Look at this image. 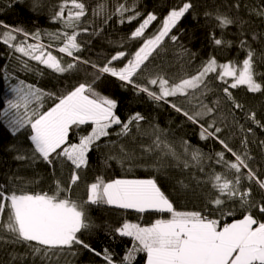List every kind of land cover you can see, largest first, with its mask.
I'll return each instance as SVG.
<instances>
[{
    "label": "snow or ice",
    "instance_id": "snow-or-ice-1",
    "mask_svg": "<svg viewBox=\"0 0 264 264\" xmlns=\"http://www.w3.org/2000/svg\"><path fill=\"white\" fill-rule=\"evenodd\" d=\"M261 5L253 11L264 20V0H261ZM66 7V4H61L53 19L61 22L63 27L72 29V32L47 35L62 39L63 46L58 47V52L71 57L76 63L69 62L65 66L51 51L46 52L45 46L39 43V32L29 33L20 26H4L8 29L3 32L4 44L14 53L38 62L53 73L71 72L80 63L89 65L93 70L90 82L79 83L59 94L46 92L40 87L20 81L11 89L14 98L8 100L6 109L0 112V117L7 118L14 135L21 130L30 129L27 139L33 147L34 155L30 157L33 161L39 159L53 169L57 164L64 165L65 162H70L72 166L68 187L65 188L57 181L54 194L30 193L18 187L10 192L6 189L0 190V216L7 215L2 227L10 234L11 242L23 244L31 254L45 257L57 255L64 250L76 255L78 250L75 246H80L101 257L105 264H117L114 260L115 253L111 249L98 251L79 235L92 227L85 205H107L116 209L134 210L141 214L152 211L167 213L170 216L168 219H156L148 226L125 220L115 228L114 231L120 237H128L132 241L131 247L126 249L119 264H134L139 253L145 255V264H264V179H260L251 169L248 153L241 155L234 151L223 137L224 130L218 126L216 115L220 111V99L205 102L208 92L212 91L209 82L213 79L225 85L221 89L224 93L221 99L231 102L229 110L232 107L242 110L244 107L235 99L231 89L244 86L249 93H264V71H257L255 49L246 41L243 31L237 38L239 48L246 53L242 66L235 61L221 64L215 57L209 56L207 60L201 61L194 74L173 81L166 75L153 76L149 71L145 77L146 83L141 84L137 80L144 75L150 57L158 53L166 38L173 43L178 41L179 37L173 30L193 10L191 0L173 6L162 22L158 21L153 12L141 14L135 4H118L114 14L119 17L121 23H124L125 19L129 23L138 21V26L127 38L139 41V47L134 52L117 50L99 65L76 55L81 52V44L77 40L78 33L75 29L80 25L81 18L85 17V4L71 0V9L65 19ZM126 13L131 14L126 16ZM107 19L110 17H107L105 22ZM215 19L217 27L221 29L237 23V20L220 13ZM153 22H158V27L150 35L146 34ZM18 36L22 38L13 43L18 40ZM29 38L36 42L28 43ZM252 39L256 40L258 37L254 34ZM211 40L218 47H231L233 43L223 37L217 38L215 34L211 35ZM191 56L194 57L195 54ZM114 62H119V65ZM259 63L264 66V54L260 55ZM24 66L31 71L27 64ZM105 77L115 78L121 82V87L131 86L136 95L146 94L157 104L163 102L170 106L187 121L200 127L201 140L212 139L222 146V151L216 153L217 163L223 162L229 169L234 170L236 176L231 180L215 175L212 186L219 195L209 202L219 209L225 202L221 197L238 200L245 212L241 219L221 226L217 219L209 218L201 211H178L156 179L105 181L97 177L88 185L85 201L77 202L68 195L61 196V193L70 192L72 186L79 181V170L88 166L89 153L98 146L97 142L101 138L109 137L113 132L117 137H126L131 133L134 124L139 125V122L145 119L139 112L130 116L127 121L118 115L119 102L97 91V82ZM148 85L158 86V91ZM45 97L52 100V105L42 111ZM170 97L183 98L189 104L195 99L198 103L190 109L169 100ZM232 119L235 120L236 117L233 116ZM246 119L264 131V122L257 120L254 113L246 114ZM86 125L90 126L91 130L81 133L80 130ZM114 126H118L119 131H115ZM74 129L79 135L78 142H71L69 139ZM247 131L251 132V128ZM153 143L159 148L162 142L157 138ZM184 145L187 151V141ZM164 147L171 151L169 145L164 144ZM144 150L152 151L153 147L149 146ZM225 152L234 157V162L225 159ZM25 158L24 155L16 156L17 160ZM199 158V151L193 149L192 159ZM185 167H188L187 162ZM245 179L250 182L248 187L241 186L242 180ZM252 183L257 185L262 193L258 204L252 195ZM252 208H258L261 219L252 214Z\"/></svg>",
    "mask_w": 264,
    "mask_h": 264
},
{
    "label": "trees",
    "instance_id": "trees-1",
    "mask_svg": "<svg viewBox=\"0 0 264 264\" xmlns=\"http://www.w3.org/2000/svg\"><path fill=\"white\" fill-rule=\"evenodd\" d=\"M86 6L85 17L81 18L80 25L75 29L78 33L77 40L81 44V52L76 53L82 59L90 60L96 64H103L106 59L114 55L117 50L134 52L139 47V41L131 40L132 30L138 26V21L129 23L126 19L121 23L114 14L118 4H135L141 14L153 12L158 21L162 19L173 7L187 2V0H78ZM193 10L183 18L176 29L173 30L179 39L173 43L165 40L163 46L150 57L148 68L137 82L146 83L145 77L149 71L152 75H166L175 81L179 78L194 74L201 61L209 56L216 58L218 63L237 62L240 64L246 53L239 48L241 31L246 41L255 49L257 58V71H264V66L259 63L260 55L264 54V20L258 17L254 9H259L261 0H191ZM61 4L70 6L71 0H0V112L7 107V101L14 98L11 89L20 81L40 87L43 91L59 94L72 89L82 82H90L93 70L83 63L71 72L56 74L31 61L19 53H14L3 43V32L8 30L4 26H20L29 33L39 32V43L53 50V54L61 59L62 63H76L66 54L58 53V47L63 46L62 39L51 38L47 33L72 32L65 28L61 22L53 19L55 12ZM67 7L64 17L67 18ZM205 13H210L206 16ZM224 14L237 23L221 29L217 27L216 15ZM126 13L125 15H130ZM107 22H105V19ZM158 22L146 30V34L155 32ZM87 28V31L83 29ZM231 40V47H218L212 43L211 35ZM256 35L258 39L253 40ZM22 37L18 36L17 43ZM29 42H36L29 38ZM183 46V47H181ZM185 49L187 51H185ZM191 54H195L194 57ZM119 65V62H114ZM25 64L29 66L25 68ZM215 76V74H211ZM260 77H257L259 80ZM229 82L230 79H229ZM121 82L112 77H105L97 82V91L112 97L119 102L118 115L127 121L130 116L139 112L145 117L139 125H133L131 133L126 137H117L115 132L109 137H103L97 142L89 153V164L79 170L80 179L72 186L68 195L77 202L87 199V187L97 177L105 181L115 179H156L161 189L170 197L178 211H201L203 215L217 219L220 225L232 223L241 219L245 214L238 200H229L226 197L224 204L217 209L209 201L219 193L213 188L215 175L234 180L235 172L223 162L217 163L216 153L222 151V146L212 139H200V127L187 121L184 116L176 113L170 106L157 104L150 100L146 94L136 95L131 86L121 87ZM209 86L212 91L205 98L206 103L220 99V111L216 114L218 126L223 128V137L230 147L243 155L248 153V163L260 179H264V131L246 119V114L254 113L256 119L264 122V93H249L246 87L240 86L231 89L235 99L244 107L229 110L230 101L221 99L224 96L219 80H211ZM150 88L158 86L148 85ZM199 95V93H197ZM169 100L180 103L182 106L192 108L198 101L193 99L189 104L183 98L170 97ZM44 108L47 110L52 105V100L44 98ZM236 119L233 120L232 117ZM240 125L244 127L241 128ZM119 131L118 126H114ZM251 128V132L247 129ZM90 126H83L80 130L90 131ZM111 131V130H110ZM30 129L21 130L15 135L7 123V118L0 117V190H11L17 187L30 193L54 194L56 182L59 181L65 188L70 183V162L64 165L57 164L53 169L37 159L34 155L31 141L27 139ZM162 142L156 148L154 141ZM71 142H78L77 130H73L69 137ZM187 141L188 150L184 142ZM246 141L247 143H244ZM164 144L170 146L165 148ZM153 147L152 151L145 148ZM124 151H121V149ZM198 150L200 158L192 159V150ZM175 155H172V153ZM17 155H24V160H17ZM225 159L234 162V157L225 152ZM187 162L188 167H185ZM246 171V170H242ZM250 182L242 180L241 186L248 187ZM252 195L257 204L262 198L261 190L254 183L251 184ZM88 209L89 222L92 227L82 231L81 238L90 243L98 251L105 248L112 250L114 260L119 264L132 241L128 237H120L114 229L127 220L148 226L156 219L170 218L167 213L148 211L143 214L134 210L116 209L107 205H85ZM251 212L257 219H261L258 208ZM7 215L0 216V264H105L101 257L75 246L78 250L72 255L68 250L57 255L45 257L30 253L23 244L12 243L10 234L2 227ZM146 257L143 253L136 256L134 264H145Z\"/></svg>",
    "mask_w": 264,
    "mask_h": 264
},
{
    "label": "rangeland",
    "instance_id": "rangeland-1",
    "mask_svg": "<svg viewBox=\"0 0 264 264\" xmlns=\"http://www.w3.org/2000/svg\"><path fill=\"white\" fill-rule=\"evenodd\" d=\"M69 9H71V4H70L69 7H67V12H68ZM28 43H34V42H29V41H28ZM40 44H41V43H40ZM42 45H43V44H42ZM44 46H45V45H44ZM44 50H45L46 52H47V51H51L52 54L54 53L53 50L49 49V48L46 47V46H45V49H44ZM57 52H58V50H57ZM58 53H59V52H58ZM61 54H62V53H61ZM53 55H54V54H53ZM240 65L242 66V62L240 63Z\"/></svg>",
    "mask_w": 264,
    "mask_h": 264
},
{
    "label": "crops",
    "instance_id": "crops-1",
    "mask_svg": "<svg viewBox=\"0 0 264 264\" xmlns=\"http://www.w3.org/2000/svg\"><path fill=\"white\" fill-rule=\"evenodd\" d=\"M234 222V221H233Z\"/></svg>",
    "mask_w": 264,
    "mask_h": 264
}]
</instances>
